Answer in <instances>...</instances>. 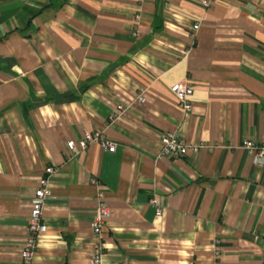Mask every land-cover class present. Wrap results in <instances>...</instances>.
Listing matches in <instances>:
<instances>
[{"label":"crops","instance_id":"crops-1","mask_svg":"<svg viewBox=\"0 0 264 264\" xmlns=\"http://www.w3.org/2000/svg\"><path fill=\"white\" fill-rule=\"evenodd\" d=\"M185 80L188 110L171 88ZM96 130L115 151L69 153ZM175 130L208 147L158 158ZM248 139L264 145V0H0V264L20 263L48 165L33 264L90 263L92 177L111 211L103 264H264V159Z\"/></svg>","mask_w":264,"mask_h":264},{"label":"built area","instance_id":"built-area-1","mask_svg":"<svg viewBox=\"0 0 264 264\" xmlns=\"http://www.w3.org/2000/svg\"><path fill=\"white\" fill-rule=\"evenodd\" d=\"M145 0H138L142 4ZM206 4H209L206 2ZM136 21L141 19V13L136 14ZM200 23L194 24V30H198ZM172 91L179 100L180 106L186 110L191 108V101L189 96L193 93L192 84L185 81H178L172 85ZM142 92L137 100L140 102L146 101V96ZM133 101L130 103L123 102L117 105L116 112L112 116V120L120 117L127 109L130 108ZM90 143H98L104 150L115 151L116 143L111 140L103 131H88L77 141L72 139L67 142V149L71 155H77L82 150L86 149ZM206 143H191L178 131H168L162 135L160 140V151L158 158L165 156L181 157L187 155L189 152L196 153L202 148H206ZM244 147L248 150L254 163H259L264 159V145H258L253 140L244 141ZM58 170L56 166L48 165L45 169L46 175L41 177L40 186L36 189L35 194L31 199V209L27 226V237L21 252V260L19 264H33V259L36 249L39 245L41 237L47 232L48 226L44 222V209L48 199L51 196L50 178ZM92 183L98 186L96 193V216L90 222V226L96 238L94 246V253L89 264H103L104 244L101 242L103 237L107 220L110 217L111 211L106 200L105 191L101 187L100 180L97 177H92ZM151 203L156 206V215L162 216L164 213V206L160 203L158 197L151 199ZM219 240L215 241L218 246Z\"/></svg>","mask_w":264,"mask_h":264}]
</instances>
